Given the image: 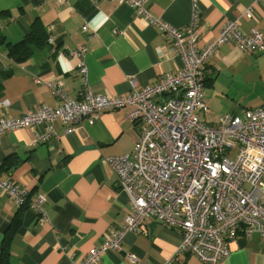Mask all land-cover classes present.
<instances>
[{"label": "crops", "instance_id": "obj_1", "mask_svg": "<svg viewBox=\"0 0 264 264\" xmlns=\"http://www.w3.org/2000/svg\"><path fill=\"white\" fill-rule=\"evenodd\" d=\"M199 43L214 40L221 26L236 20L248 33L264 32V0H196ZM193 0H150L149 12L177 28L192 18ZM252 8L254 17L245 11ZM37 19L53 44L16 63L7 56V43L20 40ZM87 25L83 31L81 26ZM85 47L86 85L95 93L124 94L133 86L149 85L181 66L165 34L150 25L127 3L113 0H0V116L15 117L56 98L48 81L63 84L71 98H79L84 82L77 59L69 51ZM211 73L203 80L208 112L201 120L214 123L224 113L264 109V46L244 52L231 42L220 44L209 60ZM129 108L103 111L88 124L84 119L52 124L54 135L34 142L44 124L18 128L0 136V176L28 191V202L43 195V213L26 206L9 246L10 264H77L105 234L124 223L130 205L115 181L106 156L132 150L140 125ZM69 128H73L70 130ZM17 163L9 169L1 163ZM18 208L0 194V247L3 234ZM178 229L155 220L125 233L120 250L101 254L98 264H206L186 252L176 253ZM137 256L135 263L127 253ZM264 238L238 235L227 257L216 264H263Z\"/></svg>", "mask_w": 264, "mask_h": 264}, {"label": "built area", "instance_id": "obj_2", "mask_svg": "<svg viewBox=\"0 0 264 264\" xmlns=\"http://www.w3.org/2000/svg\"><path fill=\"white\" fill-rule=\"evenodd\" d=\"M113 1L127 3L137 16L165 34L170 50L181 59L180 68L149 85L133 86L128 93H95L85 82V47L78 45L69 55L77 59L83 78L80 97L71 98L61 82L48 81L56 103L40 104L15 117L1 115L0 136L44 124L46 131L35 132L34 142L46 141L54 135L56 121L65 125L84 119L92 124L103 111L129 108V117L140 125L139 137L131 151L106 156L105 161L117 186L126 193L130 211L124 223L105 234L104 241L77 264H98L104 252L121 249L126 232L137 231L150 220L179 230L176 253L186 252L203 263L216 264L228 256L238 235L264 238V109L224 113L214 123L203 121L198 112L209 110L203 80L212 71L209 60L220 44L231 42L244 52H255L264 46V32L252 28L243 33L236 20L227 21L214 40L201 45L196 0L191 21L182 29L154 17L148 10L150 0ZM245 14L254 17L252 8ZM81 29L86 31L87 25ZM48 42L53 44V38ZM8 105L7 99L0 102L3 108ZM0 194L17 207L27 204L43 213L45 197L38 195L28 202L26 188L11 178L0 176ZM126 255L136 262L134 253Z\"/></svg>", "mask_w": 264, "mask_h": 264}, {"label": "trees", "instance_id": "obj_3", "mask_svg": "<svg viewBox=\"0 0 264 264\" xmlns=\"http://www.w3.org/2000/svg\"><path fill=\"white\" fill-rule=\"evenodd\" d=\"M48 36L44 26L35 19L30 27V30L18 41L7 43V56L14 62L20 63L27 60L33 53L48 44ZM10 158L6 157L1 163V168L9 169L14 167L17 163H9ZM27 206L23 204L18 208V211L3 234L0 247V264L9 263V246L12 235L16 227L20 223L21 211Z\"/></svg>", "mask_w": 264, "mask_h": 264}, {"label": "rangeland", "instance_id": "obj_4", "mask_svg": "<svg viewBox=\"0 0 264 264\" xmlns=\"http://www.w3.org/2000/svg\"><path fill=\"white\" fill-rule=\"evenodd\" d=\"M232 155H234V151L232 152Z\"/></svg>", "mask_w": 264, "mask_h": 264}]
</instances>
